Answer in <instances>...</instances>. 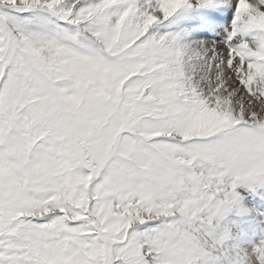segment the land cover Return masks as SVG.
<instances>
[{
	"label": "snow or ice",
	"instance_id": "obj_1",
	"mask_svg": "<svg viewBox=\"0 0 264 264\" xmlns=\"http://www.w3.org/2000/svg\"><path fill=\"white\" fill-rule=\"evenodd\" d=\"M0 264H264V0H0Z\"/></svg>",
	"mask_w": 264,
	"mask_h": 264
}]
</instances>
